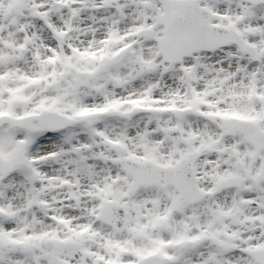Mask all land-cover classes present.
Segmentation results:
<instances>
[{
	"label": "snow or ice",
	"instance_id": "obj_1",
	"mask_svg": "<svg viewBox=\"0 0 264 264\" xmlns=\"http://www.w3.org/2000/svg\"><path fill=\"white\" fill-rule=\"evenodd\" d=\"M0 264H264V0H0Z\"/></svg>",
	"mask_w": 264,
	"mask_h": 264
}]
</instances>
